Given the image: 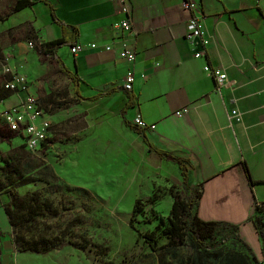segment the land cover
<instances>
[{
	"label": "crops",
	"instance_id": "crops-1",
	"mask_svg": "<svg viewBox=\"0 0 264 264\" xmlns=\"http://www.w3.org/2000/svg\"><path fill=\"white\" fill-rule=\"evenodd\" d=\"M45 1L0 20V35L21 37L29 47L32 41L40 44L66 36L64 26L75 28L73 44L56 55L78 76L82 97L100 96L75 102L73 94L68 108L103 128L109 138H128L129 150L150 168L168 170L184 183L178 164L150 152L143 137L183 160L187 183L201 186L198 218L235 227L241 240L206 249L190 242L174 247L163 243L156 251L146 245L149 263L264 264V211H255L257 203H264V0H195V15L203 18L207 42L199 59L194 57L201 50L199 42L185 39L190 13L183 9V0H131L129 35L115 29L125 15L110 0ZM14 3L0 0V16ZM123 38L136 52L130 92L122 88L128 69L119 57ZM73 46L81 50L73 54ZM205 65L226 74L220 93L204 73ZM1 84L0 80L1 108L24 100L26 93L5 91ZM130 96L133 103L128 106ZM183 109L185 114L175 115ZM233 111L239 117L229 120ZM46 114L52 127V115ZM137 117L155 125L154 130L138 133L126 125ZM50 140L51 131L46 146ZM171 205L172 198L169 211ZM0 214L12 232L4 209ZM65 248L42 256L60 258V264H86Z\"/></svg>",
	"mask_w": 264,
	"mask_h": 264
},
{
	"label": "rangeland",
	"instance_id": "rangeland-1",
	"mask_svg": "<svg viewBox=\"0 0 264 264\" xmlns=\"http://www.w3.org/2000/svg\"><path fill=\"white\" fill-rule=\"evenodd\" d=\"M11 39L0 35L2 88L9 78L3 67L10 66L26 77L27 93L52 115L50 145L44 148L29 151L5 130L0 138V180L6 189L10 188L7 174L15 172L18 195H36L39 206H49L44 216L23 227L26 236L64 234L79 245L66 246L64 252L73 257L72 252L76 253L75 258L86 264H150L144 239L129 225L134 200L144 205V215L137 216L135 228L141 234L151 233L157 223L154 214L165 218L169 213L170 188L186 194L187 187L168 170L152 169L139 159L129 150L128 138H109L103 128L72 112L74 107L59 109L73 100L70 81L53 60L38 53V42H30L31 49L21 37ZM168 166L172 170L173 165ZM9 201L7 193L0 191V212ZM12 236L0 214V264L62 262L52 255L15 252ZM163 241L158 239L159 244Z\"/></svg>",
	"mask_w": 264,
	"mask_h": 264
},
{
	"label": "trees",
	"instance_id": "trees-1",
	"mask_svg": "<svg viewBox=\"0 0 264 264\" xmlns=\"http://www.w3.org/2000/svg\"><path fill=\"white\" fill-rule=\"evenodd\" d=\"M37 2H46L45 0H15V3L9 8L5 16H0V20H4L10 15L17 13L25 8L31 7ZM70 29V32L68 31ZM64 32L66 36L50 41L42 42L39 44L38 52L40 55L53 60L59 67L60 73L67 77L73 85L74 101L78 102L80 100H95L99 95L93 96L91 98H84L79 92V78L75 72L66 68L62 60L56 55V51L68 43L73 44V39L75 38L77 32L75 28H69L64 26ZM69 39V40H68ZM5 90V89H4ZM7 91V90H5ZM10 92V91H8ZM73 101L66 105L57 106L59 109L68 108ZM133 103V96H130V102L128 106ZM41 105V104H40ZM127 108V106H126ZM131 129L142 133V131L132 123L125 121ZM5 130V129H4ZM7 131V130H5ZM6 134L15 135L10 132ZM5 135L3 130H0V138ZM144 143L147 145L150 152H153L160 158L172 159L178 164L180 173L183 176L184 185L187 187L188 192L182 194L175 187L170 188V195L172 198V205L168 215L165 218L159 217L154 214V220H156V225L151 233L141 234L135 228V219L137 216H143V203L140 199L136 200L132 209L131 219L129 225L131 228L139 234L141 238L144 239L145 245H147L152 251H156L160 248V245L166 243V246L174 247L179 246L184 243L190 242L196 245L198 248L206 249L212 245H218L225 243L230 240L241 241L236 235L235 227L224 223L217 222H206L198 218L196 213V208L198 200L201 198L202 191L201 186L191 187L187 183V166L183 160L173 158L170 154L155 148L151 145L148 140L143 137ZM46 145L43 144L41 148ZM25 147V146H24ZM12 176L7 174L6 180L7 185L2 183L0 180V191L2 193H7L10 201L5 206V211L9 218V223L12 228V247L15 252L18 253H31L38 255H46L50 252L59 250L65 246H71L74 248H79V245L73 243L68 236L55 235L53 237H47L46 235H41L35 237L34 234L31 236H26L23 231V227L27 224H33L38 219L37 217L44 216L45 212L49 210V206L38 205V198L36 195H28L24 198L20 197L16 191L15 175ZM189 193V194H188ZM149 203H154L151 200ZM44 207V208H43ZM42 211V212H41ZM255 211L257 213H262L264 211V203L261 206L255 205ZM50 213V212H49ZM163 238L161 244L158 243V239ZM82 248V247H80Z\"/></svg>",
	"mask_w": 264,
	"mask_h": 264
},
{
	"label": "built area",
	"instance_id": "built-area-1",
	"mask_svg": "<svg viewBox=\"0 0 264 264\" xmlns=\"http://www.w3.org/2000/svg\"><path fill=\"white\" fill-rule=\"evenodd\" d=\"M114 3L117 12L124 14L125 17L116 26L115 29L120 35L131 33L132 18L129 15L131 0H110ZM182 7L190 13L187 22V32L185 39L194 42L197 40L201 47L200 51L194 53L196 59L201 58L206 51V39L203 29L202 17L195 15L196 2L195 0H183ZM119 57L128 64V69L125 73L122 88L126 92H130L135 81L133 65L135 62L136 52L134 45L126 39H121L119 43ZM33 48V44H28ZM79 46H73L71 52L73 54L79 52ZM106 50H111V47H106ZM204 73L211 77L215 82L216 91L220 93L221 88L227 80L226 74L219 68L205 65L203 67ZM3 73L9 78L3 82V88L12 93L24 92L26 93L24 100L17 104L6 108L0 107V130H7L23 141V145L29 151L39 150L43 144L48 141L49 133L51 131V122L48 115L41 107L39 101L31 94L27 93L29 83L26 77L13 71L9 66L3 67ZM186 113V109L175 113L176 116H182ZM239 115L233 111L228 115V119H237ZM140 130H154L155 125H149L140 118H135L132 122ZM256 205L261 206V203Z\"/></svg>",
	"mask_w": 264,
	"mask_h": 264
}]
</instances>
